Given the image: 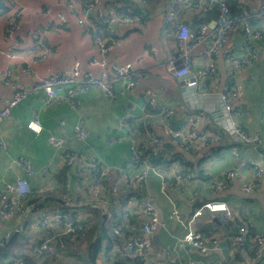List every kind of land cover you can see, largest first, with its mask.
I'll return each mask as SVG.
<instances>
[{"label": "crops", "instance_id": "obj_1", "mask_svg": "<svg viewBox=\"0 0 264 264\" xmlns=\"http://www.w3.org/2000/svg\"><path fill=\"white\" fill-rule=\"evenodd\" d=\"M14 1L21 14L20 28L10 29L9 7L4 1L7 9L0 15V96L8 98L12 94V90L4 83L7 69H11L14 78L27 89H31L39 78L67 71L75 66L82 71L93 73L102 70L99 65L92 64V60L101 59V55L93 32H87L85 26L78 22L83 13L78 0ZM263 1L246 0L240 6L243 14L245 13L256 26H264V15L257 13V6ZM90 2L93 5V17H96L99 11L115 14L118 9L135 14L131 15L135 19L133 22L126 20V16H130L128 14L125 16L119 14L120 19L115 21L118 42L109 52L107 64L110 67L113 64L132 63L143 71V76L139 78L132 91L114 100L108 98L98 87L79 94L74 103L65 100L47 103L42 100L41 92L30 91L24 102L13 108L11 118L0 122V177L7 182H14L18 177L25 176L23 168L16 163L20 157L30 159L38 169L48 166L46 173L39 171L29 178L32 192L26 200L29 209L24 217L21 219L17 215L0 217V239H9L16 231L18 232L17 237L9 244H0V249L6 247L10 251L8 257L0 258V264H12L14 260L23 259L24 256L28 259H24L26 264L33 262L36 259L34 246L41 244L50 235L48 229L38 225L39 211L42 209L55 211L68 207L66 202L49 200V204L36 208L41 200L29 205L30 199L53 196L69 201L71 198L87 194L93 180L86 164L93 159L112 169L109 185L113 186L120 179L118 169L127 163V158L130 156V140L127 137L130 133L127 129L119 128V118L125 113L141 117L142 123L148 126L146 130L138 120L135 124L129 125V130L137 135L144 154L149 155L154 145L157 152H165V157H168L169 161L184 160L186 168L195 175L184 191L162 189V178L157 172L150 173L142 187V193L154 197L161 221L153 234L154 248L150 254L153 259L160 263L178 264L169 261L165 251L168 247L174 246L177 238L184 233L185 225L193 217L194 209L208 200H223L232 211L230 218L221 213L205 210L202 215L196 216L192 223L196 229L206 235L223 240L221 248L205 254L187 246L178 251L177 259L183 264H229L228 261L234 258L251 262L254 249L252 247L239 249L228 237L236 232L238 225H244L248 232L264 234V174L258 188L250 192L244 190V185L256 171L254 165L242 169L241 176L229 179L227 186L220 193L214 191V184L221 179L223 171L245 161L257 160L264 167V41H257L260 46V57L257 60L250 66L243 65L234 70L228 63V53L240 55L242 51L241 35L236 33L218 58V73L210 83L209 91H199L201 106L212 108L219 102L215 95L229 85V77L233 74L234 80L243 86V101L246 107L245 113L241 110L236 111L233 115L234 119L250 134L260 135L263 139L262 143L234 144L226 133L210 126L209 120L202 119L198 130L207 135V140L199 142L196 153L187 152L165 134L159 111L152 106L149 99H155L157 104H166L171 109L172 120L178 127L186 126L187 118L192 113L191 108L181 97L178 81L165 70L159 69L156 60L158 57L164 60L166 54L173 53L177 48L172 27L164 23L165 13L174 11L192 26L199 25L197 14L172 4V0H90ZM47 9L51 10V15L46 13ZM59 13L65 16L64 23L55 19ZM208 22L211 26L214 25L216 17ZM106 26L103 24L98 29L104 36L108 35ZM40 28L45 32L42 41L30 39L28 32ZM150 45L158 48V56L151 51ZM201 48L202 46H198L194 50L197 58L195 70H199L203 62L202 57L198 55ZM42 54L45 55L44 58L33 65V71H26L27 65L33 58ZM117 86L122 88L123 84L119 82ZM53 106L59 108L42 113L40 117L44 108ZM34 111L44 126V131L40 135H36L28 128V122L33 118ZM62 121L64 123H61ZM78 123H83L92 132V137L87 142L79 141L75 136L74 127ZM208 132L213 137L209 136ZM51 135L63 137L66 144L80 157V162L76 161L70 167L78 170V178L74 180L71 175L69 190H67V177L65 184L60 181V174L65 164H63L62 151L48 141ZM112 135H120L122 140L110 145L108 138ZM141 168V165H136L133 167V172H138ZM69 172L71 173L70 170ZM3 186L4 184L0 183V187ZM127 196L129 194L125 191L111 196L112 206L118 215L121 213L117 210V204L121 205L123 209L121 212L130 208L132 219L140 228L147 218L140 213V207L135 200L131 199L130 204L126 205ZM175 205L180 209L179 218L171 216ZM93 208L95 207H80L76 210L77 216L90 220L93 215L90 209ZM98 213L101 214L100 210ZM94 216L90 220L93 225ZM100 221L101 218L98 223ZM120 225L121 223L118 222L112 228L111 245L114 253L124 246V240L131 231L130 228ZM55 229L60 231L61 227L56 226ZM74 235L76 236L67 235L58 238L59 242L62 240L65 243V249L61 250L57 244L46 251L43 264H51L55 260L59 261L58 264H82L83 260L77 255L73 256V252L86 241L89 245L92 235L90 232ZM67 250H71L72 253H66ZM258 260L260 264H264V252ZM153 263L154 261L151 260V264Z\"/></svg>", "mask_w": 264, "mask_h": 264}, {"label": "built area", "instance_id": "obj_2", "mask_svg": "<svg viewBox=\"0 0 264 264\" xmlns=\"http://www.w3.org/2000/svg\"><path fill=\"white\" fill-rule=\"evenodd\" d=\"M3 1L9 7L8 23L10 29L20 28L21 14L16 2L14 0ZM216 1L172 0L171 3L185 6L192 12L204 15L213 9ZM244 1L246 0H240L241 3H244ZM78 2L82 6L83 12L78 22L85 26L87 32H93V37L101 55V59H93L92 64L99 65L102 70L99 73H93L82 71L78 66H75L70 70L52 73L46 77L39 78L34 82L31 89H27L21 86L18 79L14 78L12 70L7 69L4 83L12 90V94L8 98L0 96V122L11 118L13 108L22 102L30 91L41 92L42 100L47 103L61 102L62 100L74 103L78 99L79 94L85 93L93 87L101 88L111 100L116 99L118 96H125L128 91H132L136 87L139 78L143 76L142 70L136 68L132 63L124 65L113 64L110 67L107 64V56L118 42L114 25L115 21L120 18L117 14H105L102 11H99L96 17H93V5L90 0H78ZM216 8L218 14L216 22L212 26L209 22H203L197 26L184 23V20L174 11L166 12L164 15V23L171 26L174 32L177 48L173 53L166 54L164 60H160L158 57L156 64L159 69L165 70L179 83L181 97L192 111L187 118L186 126L183 128L178 127L172 120L171 109L166 104H157L153 98L149 100L152 106L159 111L165 134L174 139L178 146L187 152L196 153L199 149V142L207 140V135L198 130L202 119L209 120L211 122L210 126L226 133L234 144L260 145L263 141L260 135L250 134L234 119V113L239 110L245 113L246 107L243 101V86L234 80L233 74L229 77V85L215 95L219 99L216 106L207 108L199 103V98H201L199 91H209V85L218 73V58L227 43L233 40L236 33L241 35L242 51L240 55L228 53V63L234 70L239 69L243 65L250 66L257 60L260 57V46L257 41H264V26L254 25L246 14L232 16L231 6L224 0H219ZM50 11V9H47L46 13L51 15ZM257 13L264 15V1L258 4ZM126 17L127 21L133 22L135 20L132 16ZM55 19L63 23L66 21L65 16L61 13ZM103 24L107 25L108 35L106 36L98 31ZM28 33L29 38L36 41H42L45 34L41 28L40 30H31ZM198 46H202L198 55L202 57L203 62L200 69L195 70L194 66L197 58L194 50ZM150 47L154 55L158 56V48L155 45H150ZM44 56L42 54L33 58L31 63L27 65L26 71H33V65L35 66ZM119 82L123 84L122 88L117 86ZM144 97L148 98L149 96ZM136 120L139 123L143 122L141 117L130 113H125L119 118V128L122 130L127 129L130 133L127 136L130 140V156L127 158V163L118 169L120 179L112 187L118 193L125 191L126 194H129L126 205L130 204L131 199L135 200L137 206L140 207V213H142L144 218H147V221L138 228L132 219L133 215L130 208L125 209L119 215L121 217L120 226L131 229L124 240L122 249L125 255L142 261V264H151V260L154 261L153 264H165L164 262L155 261L150 255L154 248L153 234L161 224V221L154 197L151 194L142 193V187L146 183L149 174L157 172L162 178V189L184 191L195 175L186 168L187 165L184 160L182 162L172 161L153 165L150 162V157L157 155L159 152L156 151L154 145L151 147L149 155L142 152L137 135L129 130L130 123L135 124ZM61 123L64 122L62 121ZM141 125L148 130L147 125L143 123ZM28 128L36 135H40L44 131V126L36 111L33 113V118L28 122ZM74 132L76 138L82 142H87L92 137L91 130L83 123L76 124ZM207 134L211 136L209 132ZM121 140L122 137L120 135H112L108 138V143L114 145ZM48 141L62 151L61 154L65 166L70 168L76 161L80 162L78 154L66 144L63 137L51 135L48 137ZM16 163L23 168L25 176L18 177L14 182H7L0 177V183L4 184L3 187H0V217L6 218L15 215L20 219L24 217L23 215L29 209L26 200L32 192L29 178L35 176L39 171L41 173L48 171V166L38 169L34 162L24 157L17 159ZM136 165H141L142 168L134 173L133 167ZM249 165H254L256 171L244 185V190L247 192L256 190L261 183L264 167L257 160L251 159L223 171L221 179L214 184V191L217 193L222 192L227 186L228 180L241 176L240 171ZM81 166L84 165L81 164ZM86 166L90 170L93 180L86 196L71 198L67 201L68 207L66 209L55 211L42 209L39 211L38 225L48 229L50 235L41 244L34 246L36 253V259L33 260L34 264H43V256L46 251L51 250L53 240H58V238L67 235L84 233V226L76 213V210L83 206H93L100 210L105 237L97 262L99 264H112L109 254L112 249L113 234H111L110 230L116 211L114 206H112L111 198H107L103 194L105 190L104 184L110 183L112 169L104 166L96 159L88 162ZM71 175L72 173L68 170L67 190L71 186ZM205 210L221 213L228 218L232 215L230 207L223 200H208L197 206L194 209L193 217L185 225L184 233L177 238L174 246L168 247L165 251L166 257L172 263L183 264L177 257L178 251L184 247L190 246L207 254L218 250L223 245V240L210 237L192 225L194 218L202 215ZM179 215L180 209L175 205L171 216L179 218ZM56 226H60L61 230L56 231ZM228 239L232 240L242 250H245L249 244H255L254 257L251 262H247L242 258H234L228 261L229 264H260L258 259L264 252V234L248 236L247 228L244 225H238L235 234L229 236ZM58 245L61 250L66 247L62 240L60 242L58 240ZM12 264H26V262L23 259H18Z\"/></svg>", "mask_w": 264, "mask_h": 264}, {"label": "trees", "instance_id": "obj_3", "mask_svg": "<svg viewBox=\"0 0 264 264\" xmlns=\"http://www.w3.org/2000/svg\"><path fill=\"white\" fill-rule=\"evenodd\" d=\"M224 1H226L230 6H231V10H232V16H239V15H245V13L243 14V12H242V10L240 9V6H241V2H240V0H224ZM219 2V0H217L216 2H215V6L213 7V9L212 10H210V12L209 13H207V14H204V15H202V14H200V13H196V12H193V13H196L197 15H196V19H197V21H198V23L197 24H201V23H203V22H208V21H212V19H214L216 16H217V14H218V10H217V8H216V5H217V3ZM238 5H239V7H238ZM180 6V5H179ZM180 7H184V8H187V7H185V6H180ZM7 9V7H5L4 6V3H3V1L2 0H0V15L2 14V12L3 11H5ZM187 9H189V8H187ZM123 9H118V12L117 13H115V14H117V16H120L119 14H122V16H125L126 14H128V15H135V14H131L130 12H126V10L125 11H122ZM190 10V9H189ZM190 12H192V11H190ZM109 14H112V13H109ZM177 144V143H176ZM171 145H169V147H170ZM170 159L167 157H165V152H163V151H161V152H159L157 155H153V156H151L150 157V162L153 164V165H160V164H162V163H164V162H171V161H169ZM80 168V167H79ZM68 170H70L71 171V173H72V176L74 177V180H76L78 177V175H77V172H78V170L77 169H72V168H69V167H67V166H64V168L62 169V172H61V174H60V181H61V183H63V184H65L66 183V177H67V171ZM104 187H105V191H104V193H105V195H106V197L107 198H111V196H114L115 194L117 195V194H119L118 192H116L114 189H113V187L111 186V185H109V184H104ZM84 196H86V194H84L83 196H81V197H84ZM95 208H93V209H90L91 211H92V214L93 215H95L94 216V219H95V222H94V225L92 224V223H90V220H92L93 219V215L90 217V220H88V219H84V218H80V222L83 224V226H84V233H91V235H92V237H93V235H94V233H95V231H96V229L98 228V222H99V220H100V218H101V214L100 213H98L99 212V210H97V209H95ZM121 211H123V209L121 208ZM121 211H120V213H121ZM78 217V216H77ZM118 222H120V219H118L116 222H115V224H112L111 225V230H110V232H111V234H112V228H113V226L114 225H117L118 224ZM88 230V231H87ZM103 234H104V231H103ZM233 234H235V233H233ZM255 233H252V232H248V236L249 235H254ZM105 235V234H104ZM235 246H236V244H235ZM254 246H255V244H249V245H247V249H249L250 247H252L253 249H254ZM237 247V246H236ZM123 247H121L120 249H118V251H116L115 253L113 252V248L111 249V252L116 256L114 259H112V257H111V254H109V256H110V261H111V263L112 264H142V261H139V260H137V259H134V258H132V257H130V256H128V255H125L124 253H123V249H122ZM10 251L6 248V247H2L1 249H0V258H5V257H8L10 254ZM120 254H122L123 256H125L126 257V259H125V262H121L120 260H118L117 259V257H118V255H120ZM24 256V255H23ZM23 258V260L25 259V260H28L25 256L24 257H22ZM14 261H16V260H14ZM14 261L12 262V263H14ZM83 263L82 264H89L88 263V261H87V257H85L84 259H83V261H82Z\"/></svg>", "mask_w": 264, "mask_h": 264}, {"label": "water", "instance_id": "obj_4", "mask_svg": "<svg viewBox=\"0 0 264 264\" xmlns=\"http://www.w3.org/2000/svg\"><path fill=\"white\" fill-rule=\"evenodd\" d=\"M184 23H187V21L184 20ZM39 200H41V203H39L36 208H41L49 200L50 201L56 200L58 202H63V203L66 202L67 203V201H65V200H63L61 198H55L53 196H45L43 198L34 197V198H32V199H30L28 201V204L30 205L31 203H33V204L34 203H38ZM36 208H34L33 210L35 211ZM17 234H18V232L16 231L11 236V238H9V239H6V238L0 239V244H2V243L4 245L9 244L10 242H12L17 237ZM103 239H104L103 225H102V222L100 221L99 226L96 229V231H95V233H94V235H93L92 239L90 240L89 245L87 247V261H88L89 264H99L97 262V258H98V255H99L101 249H102ZM30 264H34V263L31 262Z\"/></svg>", "mask_w": 264, "mask_h": 264}, {"label": "rangeland", "instance_id": "obj_5", "mask_svg": "<svg viewBox=\"0 0 264 264\" xmlns=\"http://www.w3.org/2000/svg\"><path fill=\"white\" fill-rule=\"evenodd\" d=\"M162 76H163V77H166L165 74H162ZM23 102H24V101H23ZM23 102H22V103H23ZM57 108H59V107H58V106H53V107H49V108H44V109L42 110V112L40 113V117H41V114H42V113H45V112H52L53 110H56ZM63 164H64V160H63ZM207 171H208V169H207ZM207 171H206V173H207ZM31 197H32V196H30V198H31ZM46 204H49V202H46ZM117 206H118V207H117V210L120 212V211H121V205L117 204ZM122 207H123V206H122ZM122 213H123V212H121V214H122ZM119 218H120V216H119L118 214H116L115 217L113 218L112 224H115V222H116ZM73 236H76V235H73ZM104 237H105V235H104ZM89 241H90V240H89ZM57 244H58V240H57V239L53 240L52 243H51V249H52L53 247H55ZM87 247H88V244H87V241H86V242L82 243L81 246H79V248H77V251L73 252V256L77 255V256L80 258V260H83V259L85 258V256L87 257ZM66 253L71 254L72 251H71V250H67ZM110 254H111L112 259H114V258L116 257L111 251H110ZM117 259L120 260L121 262H125L126 257L123 256L122 254H120V255H118ZM58 262H59V261H56V260H55V261L51 262V264H58ZM80 262H81V261H80Z\"/></svg>", "mask_w": 264, "mask_h": 264}]
</instances>
